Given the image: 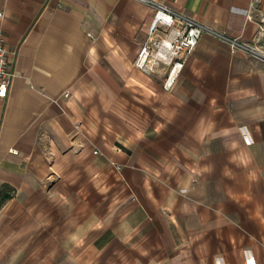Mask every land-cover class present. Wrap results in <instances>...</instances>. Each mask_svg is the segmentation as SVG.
Here are the masks:
<instances>
[{
    "label": "crops",
    "instance_id": "0c3cea01",
    "mask_svg": "<svg viewBox=\"0 0 264 264\" xmlns=\"http://www.w3.org/2000/svg\"><path fill=\"white\" fill-rule=\"evenodd\" d=\"M158 1L245 40L264 16V0L254 20V0ZM0 12L14 74L0 101V264H264L263 64L204 34L167 89L164 69L135 66L148 4L0 0Z\"/></svg>",
    "mask_w": 264,
    "mask_h": 264
},
{
    "label": "built area",
    "instance_id": "2783aa9c",
    "mask_svg": "<svg viewBox=\"0 0 264 264\" xmlns=\"http://www.w3.org/2000/svg\"><path fill=\"white\" fill-rule=\"evenodd\" d=\"M139 1L151 6L155 13L148 39L138 54L135 66L148 72L157 66L158 60H168L171 63V68L165 82L167 89L172 87L175 78L184 68L204 34H209L227 44L232 53L243 52L264 65V16H260L257 35L251 40H245L240 36H230L189 16L180 14L158 0ZM253 11L260 13L258 0H254L250 5L248 20H254ZM0 17H2V12H0ZM153 36L161 37L153 39ZM11 58V52L6 49L0 37V101L7 97L9 86L14 77L10 71ZM63 96L69 98L70 92H64ZM95 153L97 154L98 151L95 150ZM118 168L120 167L118 166Z\"/></svg>",
    "mask_w": 264,
    "mask_h": 264
},
{
    "label": "rangeland",
    "instance_id": "374dc122",
    "mask_svg": "<svg viewBox=\"0 0 264 264\" xmlns=\"http://www.w3.org/2000/svg\"><path fill=\"white\" fill-rule=\"evenodd\" d=\"M156 67V66H155ZM157 67L164 69V71H166V78L169 74L170 68H171V63L168 60H162V61H157Z\"/></svg>",
    "mask_w": 264,
    "mask_h": 264
},
{
    "label": "trees",
    "instance_id": "16d2710c",
    "mask_svg": "<svg viewBox=\"0 0 264 264\" xmlns=\"http://www.w3.org/2000/svg\"><path fill=\"white\" fill-rule=\"evenodd\" d=\"M9 197H10V190L6 186L5 190L0 191V206Z\"/></svg>",
    "mask_w": 264,
    "mask_h": 264
},
{
    "label": "snow or ice",
    "instance_id": "6c2138e0",
    "mask_svg": "<svg viewBox=\"0 0 264 264\" xmlns=\"http://www.w3.org/2000/svg\"><path fill=\"white\" fill-rule=\"evenodd\" d=\"M250 264H251V262H250Z\"/></svg>",
    "mask_w": 264,
    "mask_h": 264
}]
</instances>
